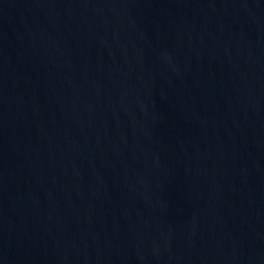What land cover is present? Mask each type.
I'll use <instances>...</instances> for the list:
<instances>
[{
    "label": "water",
    "instance_id": "95a60500",
    "mask_svg": "<svg viewBox=\"0 0 264 264\" xmlns=\"http://www.w3.org/2000/svg\"><path fill=\"white\" fill-rule=\"evenodd\" d=\"M0 264H264V0H0Z\"/></svg>",
    "mask_w": 264,
    "mask_h": 264
}]
</instances>
